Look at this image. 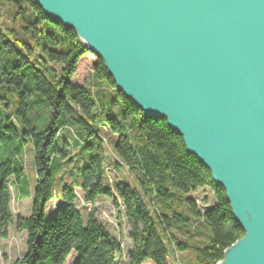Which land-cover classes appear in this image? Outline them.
Returning <instances> with one entry per match:
<instances>
[{
  "label": "trees",
  "instance_id": "1",
  "mask_svg": "<svg viewBox=\"0 0 264 264\" xmlns=\"http://www.w3.org/2000/svg\"><path fill=\"white\" fill-rule=\"evenodd\" d=\"M3 13L11 20L0 23V239L15 223L11 181L19 197H32L30 215L16 222L27 231V250L14 264H65L74 252L73 264H121V244L95 209L85 220L76 207L77 188L85 203L122 201L133 241L127 264H176L172 253L191 251L199 264H218L245 232L225 189L183 137L119 91L103 59L36 0H0ZM90 58V79L77 81ZM105 132L116 167L135 172L145 192L125 179L109 185ZM203 187L215 198L204 211L191 196ZM55 198L63 203L47 214Z\"/></svg>",
  "mask_w": 264,
  "mask_h": 264
},
{
  "label": "water",
  "instance_id": "2",
  "mask_svg": "<svg viewBox=\"0 0 264 264\" xmlns=\"http://www.w3.org/2000/svg\"><path fill=\"white\" fill-rule=\"evenodd\" d=\"M36 1L225 189L245 234L218 264H264V0Z\"/></svg>",
  "mask_w": 264,
  "mask_h": 264
},
{
  "label": "rangeland",
  "instance_id": "3",
  "mask_svg": "<svg viewBox=\"0 0 264 264\" xmlns=\"http://www.w3.org/2000/svg\"><path fill=\"white\" fill-rule=\"evenodd\" d=\"M7 5H3L4 9ZM3 20H11L9 14L3 13L0 17V23ZM92 58L85 61L83 65L79 68L78 73L75 76V79L79 82H85L90 79V73L92 71ZM104 135L109 139V147L106 148V167L105 173L107 175L108 183L111 187H114V184L117 180L125 179L131 182L134 186L139 188L142 192L144 188L142 187L138 176L135 172H129L126 167L117 168L116 167V158L112 152V143L110 138H112L107 132ZM72 150V154L74 153ZM26 167L27 175L31 179V182L34 184L36 173L33 166V152L31 149L27 151L26 154ZM11 190H12V203L11 209L14 215L15 223L12 224L9 228L8 237L0 239L1 247V264H14L18 259H21L26 250H27V231L20 230L17 228V220L19 217H27L31 213L32 206V197H19L16 187L12 184L11 181ZM78 200L76 201V207L83 215L84 219L87 220L90 212L95 209L97 214V219L100 224H102L110 233L111 236L116 238L122 247V253L119 255L121 264H127L128 261V252L133 248V241L129 237L130 226L127 222L126 211L122 201L114 197L101 196L97 198L94 204L85 203L83 200V192L80 188H77ZM191 196L196 199L198 205L204 211L209 206L215 202L213 192L207 188L203 187L198 189L196 192L191 193ZM145 200L148 202L149 206L153 209L154 206L148 197L144 194ZM57 200L53 199L47 205V214H51L52 209L58 205ZM74 254V255H73ZM76 253H72L65 264H73L76 258ZM174 261L176 264H199L196 261L194 252H178L172 253Z\"/></svg>",
  "mask_w": 264,
  "mask_h": 264
},
{
  "label": "crops",
  "instance_id": "4",
  "mask_svg": "<svg viewBox=\"0 0 264 264\" xmlns=\"http://www.w3.org/2000/svg\"><path fill=\"white\" fill-rule=\"evenodd\" d=\"M76 190H77V189H76ZM55 200L59 201V202H58L59 204H62V203H63V201H62L60 198H55Z\"/></svg>",
  "mask_w": 264,
  "mask_h": 264
}]
</instances>
